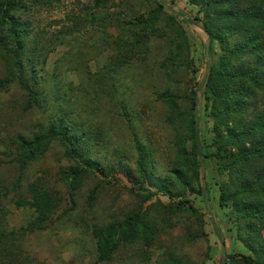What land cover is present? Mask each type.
Instances as JSON below:
<instances>
[{"label":"rangeland","instance_id":"rangeland-1","mask_svg":"<svg viewBox=\"0 0 264 264\" xmlns=\"http://www.w3.org/2000/svg\"><path fill=\"white\" fill-rule=\"evenodd\" d=\"M161 1L178 13L163 9L152 26L146 21L156 0H39L24 13L31 24L26 56L32 61L25 59L29 90L16 78L0 87V232L8 238L0 241V264H165L167 257L222 264L213 221L226 253L250 254L236 236L230 207L218 202L224 175L216 159H201L206 183L198 192L186 158L190 140L181 116L192 91L202 132L210 136L212 122L199 87L218 45L209 53L194 19L203 14L198 5ZM9 70L0 56V79L12 76ZM166 93L174 108L162 100ZM59 116L83 132L85 147L102 169L84 173L77 186L63 174L73 161L57 139L23 168L15 160L12 138L45 132ZM137 142L150 152L147 172L173 183L170 196L138 174ZM174 167L191 180V188L173 181ZM35 187L51 194L54 207L45 229L29 231L24 227L36 216L28 204ZM147 191L152 196L144 200ZM180 199L190 200L195 213L169 212ZM138 210L152 225V242L121 243L113 258L96 261L94 228Z\"/></svg>","mask_w":264,"mask_h":264},{"label":"trees","instance_id":"trees-1","mask_svg":"<svg viewBox=\"0 0 264 264\" xmlns=\"http://www.w3.org/2000/svg\"><path fill=\"white\" fill-rule=\"evenodd\" d=\"M38 1L0 0V56L6 58L10 69L8 72L12 75L0 79V87H5L16 78L21 88L29 90L25 80L28 70L25 59L32 61L31 57L26 56V38L31 24L23 15ZM156 2L153 15L146 25L152 26L163 9L178 13L172 4L161 0ZM189 2L198 5L203 12L201 17L196 15L194 19L206 35L209 53L215 43L219 48L216 60L207 62L199 87L203 107L212 122L210 136L206 138L202 132L196 114L198 100L195 91L189 96L190 106L181 116L190 140L186 158L192 165V177L197 186L195 190L202 192L206 183L203 185L202 182L201 163L214 157L217 170L224 175L218 186V202L220 206L230 207L236 236L250 251L248 255L226 253L223 233L213 221L225 257L222 264H264V0ZM13 70L16 74H13ZM30 70H35L34 63L30 64ZM161 98L169 107H175L171 94L166 93ZM56 139L63 145L65 156L73 161L69 170L63 171L70 185L77 186L84 173L102 170L100 162L85 147L83 132L79 133L61 116L56 117L45 132L31 138L22 135L12 138L17 151L15 160L23 168L28 160L32 161L43 154L48 144ZM135 147L138 174L147 179L149 185L170 196L173 183L147 172L146 162L150 152L139 142ZM170 172L173 181L182 189L191 188V180L182 169L174 167ZM37 188H32L34 193L28 201L36 212V216L24 227L29 231L45 229L54 207L51 194L47 190L36 191ZM142 196L146 200L152 196V192L147 191ZM168 210L195 213L188 199L170 204ZM93 232L96 237V261L99 262L113 258L121 243L142 240L148 245L153 240L152 225L146 213L139 210L123 219L96 226ZM13 235L14 232H10V236ZM7 239V234L0 232V241ZM12 244L13 240L9 239V245ZM165 264L187 263L167 257Z\"/></svg>","mask_w":264,"mask_h":264},{"label":"water","instance_id":"water-1","mask_svg":"<svg viewBox=\"0 0 264 264\" xmlns=\"http://www.w3.org/2000/svg\"><path fill=\"white\" fill-rule=\"evenodd\" d=\"M206 56H207V50H206ZM200 172H201V178H202V182H203V185L205 183V176H204V172H203V167L202 165L200 166ZM207 202V208H209V204H208V200H206ZM223 258H224V255H223Z\"/></svg>","mask_w":264,"mask_h":264}]
</instances>
